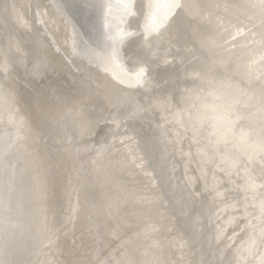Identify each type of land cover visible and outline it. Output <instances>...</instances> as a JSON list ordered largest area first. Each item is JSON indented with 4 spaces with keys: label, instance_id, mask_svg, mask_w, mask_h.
Segmentation results:
<instances>
[{
    "label": "bare ground",
    "instance_id": "1",
    "mask_svg": "<svg viewBox=\"0 0 264 264\" xmlns=\"http://www.w3.org/2000/svg\"><path fill=\"white\" fill-rule=\"evenodd\" d=\"M80 1L91 11L104 7L108 33L124 34L126 40L112 48L89 38L64 0H0V49L11 45L12 57L25 61L9 60L0 82L15 98L17 115L29 122L26 143L38 157L43 186L42 211L35 193L18 192L29 211L18 217L19 229L0 232V264H96L109 257L120 244L113 231L124 236L120 218L138 206L122 205L119 217L107 219L90 208L123 189L158 197L151 215L165 245L164 260L261 264L264 158L250 161L245 146L231 137L229 143H216L214 127L221 123L215 117L231 112L233 118L244 117L237 121V133L250 132L254 140L264 136L260 0H199L202 7L192 11L206 17L200 30L212 42L204 48L178 35L184 29L168 16L170 0H130L133 14L114 18L108 9L117 0ZM37 56L48 70L33 79L29 70ZM141 66L148 68L143 85L135 76ZM59 97L69 107L83 108L88 130L41 115L42 108L59 105ZM9 111L4 101L0 137L15 134ZM230 156L239 157L235 167ZM25 158L31 159L23 154L21 164ZM250 178L255 190L248 187ZM253 231L258 243L250 253ZM51 233L54 243L48 244Z\"/></svg>",
    "mask_w": 264,
    "mask_h": 264
},
{
    "label": "snow or ice",
    "instance_id": "2",
    "mask_svg": "<svg viewBox=\"0 0 264 264\" xmlns=\"http://www.w3.org/2000/svg\"><path fill=\"white\" fill-rule=\"evenodd\" d=\"M125 8H133L134 3L125 4ZM159 5H150V7H158ZM256 6V5H253ZM168 8V16L176 17L180 20L184 31L178 35L190 38V42L195 46L197 43L201 48L208 47L212 43L208 38L202 36L200 26L206 17L201 14L197 16L193 13V8L202 7L199 0L195 3L185 4L182 0H170L166 5ZM259 7L264 12V0H260ZM179 10V11H176ZM181 12L183 17H181ZM133 13L129 11V15ZM153 15H155L153 13ZM163 27V25H161ZM149 28L145 25L144 40L150 46L147 32ZM159 35V28L153 29ZM243 34V33H238ZM131 35V33H129ZM235 39V37H233ZM261 44L264 45V33L261 34ZM191 51V49H189ZM19 51V48H17ZM113 57L117 55L116 51L111 53ZM0 57L4 58V62L0 63V71L7 72L9 70V60L17 59L19 63L23 64V58H14L11 53V45L7 50L0 49ZM261 61H264V48H262ZM255 63V61H253ZM48 70V65L42 56H37L33 61L32 68L29 70V75L35 79L42 76ZM148 68L145 66L139 67L135 73L136 83L143 85L147 82L146 76ZM81 91H86L82 89ZM59 105L51 108H42L41 115L55 121L57 124H64L68 121L77 124L82 131L88 130L89 122L83 111V108L77 104L70 107L63 97H59ZM7 101L10 105L9 111V124L15 129L14 136L0 137V184L3 185V190H0V232H12L21 227L20 217L24 212L29 211L26 207L23 196L18 197V192L35 193L37 200L40 203L41 211L43 210V186L40 181L39 161L34 151H29L27 140L30 138L31 128L28 120L24 116L17 115L19 109L14 107L15 98L10 92L6 90V85L0 82V106L3 102ZM242 115L237 114L233 118V114L228 112L224 115L215 117L214 119L221 123L214 125L218 130V138L216 143H229V137L244 145V155L251 161L255 156L259 155L264 158V136L259 139H252L250 132L241 130L239 133L236 131L237 121L243 119ZM201 121L204 117H200ZM251 148L252 152L247 149ZM27 154L31 159L25 158L24 163L21 164V156ZM100 155V154H98ZM231 160V166L235 167L239 163V157H228ZM18 165H20L18 167ZM261 187H264V168L261 169L260 174ZM27 187H24L26 182ZM250 190H255L257 187L254 178L248 181ZM158 197L155 194L129 191L123 189L120 194L113 197H107L98 204L92 205L90 212L93 215L101 218H116L119 217L122 205L132 204L138 206L137 212L130 214L127 217L120 218V228L124 230V236L119 235V229L114 230L112 235L120 239L118 249L103 260H97L96 264H179V261L169 262L162 258L164 242L159 239V225L151 215L152 205L157 201ZM260 220L259 225V244L264 247V200L260 205ZM253 229L257 225L251 224ZM45 230L47 231L46 227ZM48 244L54 243V233L45 237ZM258 240L256 232L253 231L249 235L248 251L257 246ZM13 264H25L24 261L13 262ZM91 264V262H90ZM201 264H218L217 261L204 260ZM261 264H264L262 260Z\"/></svg>",
    "mask_w": 264,
    "mask_h": 264
},
{
    "label": "water",
    "instance_id": "3",
    "mask_svg": "<svg viewBox=\"0 0 264 264\" xmlns=\"http://www.w3.org/2000/svg\"><path fill=\"white\" fill-rule=\"evenodd\" d=\"M68 9L74 15L76 22L81 27L85 35L89 38H98L105 41L109 47H119L126 35L111 31L108 33L105 21L108 15L104 11V7L99 12L89 10L80 0H64ZM130 0H117L116 7H111L108 11L111 18L116 16L128 15L129 8H125V4H129Z\"/></svg>",
    "mask_w": 264,
    "mask_h": 264
}]
</instances>
